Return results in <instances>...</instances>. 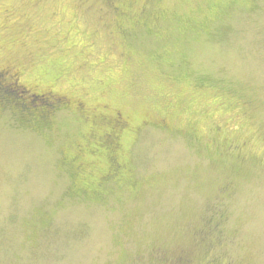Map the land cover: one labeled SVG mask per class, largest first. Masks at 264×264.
Instances as JSON below:
<instances>
[{"label":"rangeland","instance_id":"obj_1","mask_svg":"<svg viewBox=\"0 0 264 264\" xmlns=\"http://www.w3.org/2000/svg\"><path fill=\"white\" fill-rule=\"evenodd\" d=\"M12 73L0 264H264V0H0Z\"/></svg>","mask_w":264,"mask_h":264},{"label":"flooded vegetation","instance_id":"obj_2","mask_svg":"<svg viewBox=\"0 0 264 264\" xmlns=\"http://www.w3.org/2000/svg\"><path fill=\"white\" fill-rule=\"evenodd\" d=\"M5 73H8L5 71ZM9 74V73H8ZM7 76V75H6ZM1 84V83H0ZM5 86L12 91L17 92V95L20 97L21 103L18 105H10V96H4L0 98V110L4 109H10L14 110L15 115L19 117L21 121L24 123H27L28 125H49L52 117V113L60 108L70 107L71 104H69V100L64 95H59L57 93L51 92V91H33L32 89L28 88L26 85L20 83V77L18 73H12L10 76L6 77V83ZM6 89V88H5ZM7 89V90H8ZM24 95V97L21 96V94ZM25 93V94H24ZM27 93V95H26ZM27 96V97H26ZM67 99L64 102V105L58 106L60 103L58 99ZM35 99L39 100H47L50 107H44L39 108L37 110L29 109L25 110L23 109L24 104H27L29 107H32L33 102ZM74 101V100H71ZM73 106L77 109H82V104L78 101L72 102ZM26 105V107H27ZM18 107V109L16 108ZM53 108V109H52Z\"/></svg>","mask_w":264,"mask_h":264},{"label":"trees","instance_id":"obj_3","mask_svg":"<svg viewBox=\"0 0 264 264\" xmlns=\"http://www.w3.org/2000/svg\"><path fill=\"white\" fill-rule=\"evenodd\" d=\"M8 88H3V86H1V84H0V98H2V97H6V96H10L9 98H10V105H14V107H15V105H18L19 103H21V101H20V97H19V95H17V92H15V91H12L10 88L7 90ZM37 104H43L42 105V107L41 108H44V107H50V105L48 104V101L47 100H39L38 99V101L37 102H33V104H32V107H29L27 104H24V106H23V109H25V110H29L30 108L31 109H34V110H37V109H39V108H36V105ZM26 105H27V107H26ZM17 109H18V107H16ZM50 125V124H49ZM49 125H38V126H47L48 128H50V126ZM34 126H37V125H34Z\"/></svg>","mask_w":264,"mask_h":264}]
</instances>
